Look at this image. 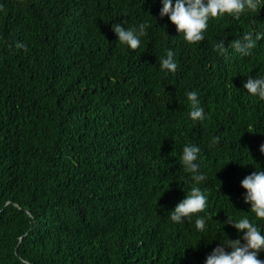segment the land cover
Instances as JSON below:
<instances>
[{
  "label": "trees",
  "instance_id": "16d2710c",
  "mask_svg": "<svg viewBox=\"0 0 264 264\" xmlns=\"http://www.w3.org/2000/svg\"><path fill=\"white\" fill-rule=\"evenodd\" d=\"M160 6L0 0V264H202L223 232L241 234L226 215L264 230L240 185L264 168V99L243 87L264 73V37L247 55L214 48L264 25V5L210 19L198 42ZM140 21L137 49L117 40L113 23ZM168 49L175 71L160 67ZM193 89L205 120L187 115ZM189 142L210 189L203 234L167 214L191 186L180 163Z\"/></svg>",
  "mask_w": 264,
  "mask_h": 264
},
{
  "label": "clouds",
  "instance_id": "9594fccd",
  "mask_svg": "<svg viewBox=\"0 0 264 264\" xmlns=\"http://www.w3.org/2000/svg\"><path fill=\"white\" fill-rule=\"evenodd\" d=\"M159 3L161 5L159 15L166 14L184 40L198 42L204 39L210 19L225 14L239 17L245 12H250L254 16L264 5V0H159ZM111 27L117 35V40L131 49H137L140 46L141 36L146 32L144 21L127 27L121 22H115ZM261 37H264V25L251 27L239 38L231 39L227 43L222 36L216 40L214 48L221 54L227 53L229 48H234L239 53L247 55L257 46ZM18 44L23 46L22 42ZM177 64L172 49H168L160 59V67L166 71H175ZM243 87L250 94L264 99V73L249 75L243 82ZM187 97L190 104L187 115L192 120H205L208 113L201 103L198 92L194 89L188 90ZM220 139L219 134H213L211 143L215 144ZM259 150L264 154V142L260 143ZM200 152L201 148L197 143L183 144L180 163L183 164L185 172L190 174L188 183L191 186L167 214L176 223L192 219L195 228L203 234L208 220L212 219V213L199 214L207 209L210 192L209 188L201 186V182L207 179V173L201 170L198 158ZM240 185L245 189L243 199L250 203L249 209L254 213L255 218L264 220V168H261L258 163L255 164L254 170L240 180ZM223 223L233 225L238 231L242 230L241 234L236 238H229L223 232L219 242L206 254L202 264H264V258L259 255L260 251H264V230L259 223L254 222L253 218L247 214L237 217L228 214Z\"/></svg>",
  "mask_w": 264,
  "mask_h": 264
},
{
  "label": "bare ground",
  "instance_id": "6f19581e",
  "mask_svg": "<svg viewBox=\"0 0 264 264\" xmlns=\"http://www.w3.org/2000/svg\"><path fill=\"white\" fill-rule=\"evenodd\" d=\"M263 59V58H262Z\"/></svg>",
  "mask_w": 264,
  "mask_h": 264
}]
</instances>
